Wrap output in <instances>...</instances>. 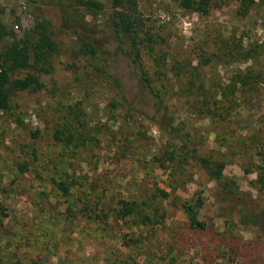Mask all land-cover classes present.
I'll return each mask as SVG.
<instances>
[{"label": "rangeland", "instance_id": "1", "mask_svg": "<svg viewBox=\"0 0 264 264\" xmlns=\"http://www.w3.org/2000/svg\"><path fill=\"white\" fill-rule=\"evenodd\" d=\"M60 1L0 0L2 20L16 38H24L34 17L42 15L51 22L55 40L49 71L38 73L43 88L17 91L10 107L0 109V264H264V233L238 221L240 208L264 210V192L251 184L260 163L255 144L264 150V75L256 95L250 98L244 88L233 115L221 120L191 119L182 94L169 97L168 108L159 110L118 45L111 1L100 0L103 10L86 15L85 21L80 11L65 12L71 14L69 22L61 17ZM238 6L239 0H221L203 13L182 7L178 0H138V13L157 34V50L167 53V67L174 58H190L208 82L215 78L226 83L247 65L264 70V57L260 62H230L212 56L218 40L231 35L244 44L264 45V2L255 1L246 15ZM183 21L190 25L185 28ZM77 30L95 39L102 56L88 59L79 53ZM204 56L211 57L207 65ZM90 61L104 63L108 76L103 81L90 73ZM144 61L149 67L148 55ZM175 88L168 86L172 94ZM70 106L80 109V120L93 136L77 148L54 138ZM170 115L182 121V135L191 137L183 138L188 148L225 162L223 172L241 186V197L223 192L191 159L177 177L151 160L167 141L155 120H169ZM57 181L68 183L69 193ZM170 182L175 190L164 201L160 227L139 229L115 217L118 199L148 198L155 188L171 190ZM174 195L180 200L203 198L199 216L205 229L188 226ZM89 196L99 198L91 208L99 214L94 219L84 211Z\"/></svg>", "mask_w": 264, "mask_h": 264}, {"label": "trees", "instance_id": "2", "mask_svg": "<svg viewBox=\"0 0 264 264\" xmlns=\"http://www.w3.org/2000/svg\"><path fill=\"white\" fill-rule=\"evenodd\" d=\"M112 13L110 15L111 25L115 37L118 39L119 47L128 55L131 62L139 72L140 80L151 94L156 108L167 109V99L176 94H182L189 105L190 118L195 115L211 117L212 120H221L233 115L236 107L239 106L240 92L245 88L250 91L249 97L256 95L258 79L264 75V70H254L253 65H247L229 75L228 81L216 82L212 78L210 82L201 72L199 65H193L190 58H174L167 67L168 55L164 51L157 50L158 36L154 30L144 21L138 13V0H110ZM180 5L187 9L208 12L211 7L221 4V0H178ZM258 0H239V12L246 15L251 6ZM264 2V0H260ZM63 11L61 17L65 22L71 20V14L65 16L70 10L80 11L85 21L86 15H95L103 10V2L100 0H61L58 3ZM3 9L0 8V109L10 107L12 97L17 91L40 90L43 88L38 73L49 71V60L55 49L51 22L44 16H35L32 26L26 31L24 38H16L11 28L2 20ZM87 32V31H86ZM78 40V51L84 58H95L102 56V52L95 39L80 31H75ZM218 50L214 55L229 60L230 62H260L264 57V45L254 42L244 44L242 38L231 35L226 39L218 40ZM148 55L149 67L145 65L144 56ZM203 64L210 63V56L203 57ZM90 73L95 78L103 81L105 65L91 63ZM28 70L24 75L13 77L15 72ZM103 79V80H102ZM113 82L118 87L119 81L114 78ZM170 84H175L176 90L168 89ZM174 86V85H173ZM129 106V103H127ZM115 106V102H112ZM134 109V108H132ZM78 110L70 106L66 120L54 132L56 140L63 141L66 145L77 148L84 146L93 140V136L86 125L80 120ZM169 120H155L162 134L167 138L166 146L162 153L155 154L151 160L157 166L169 173L183 175V167L191 160L199 164L207 173L209 178L223 192L241 197L242 189L237 181L224 174L225 162L198 154L197 150L188 148L183 138H191L189 135H182V121H176L173 115ZM198 138V136H195ZM256 152L259 153L260 163L254 171L257 176L252 179L251 184L258 192H264V150L259 142L255 144ZM262 149V151H261ZM246 172H250L246 170ZM174 178L177 181L180 178ZM62 192L69 193L70 186L64 181H57ZM171 190L155 188L148 198L133 197L120 198L118 206L113 208L115 217L125 222L130 221V226L141 229L149 225L151 228L160 227L166 216L164 201H169L173 195L175 185L169 183ZM174 205L180 207L187 218V224L191 229L203 230L206 222L200 218V210L203 206V198L199 195L180 200V196H173ZM84 202V211L89 213L90 219L98 217L97 212L91 208L98 205V196L88 197ZM171 201V200H170ZM106 215V214H104ZM109 216V215H107ZM238 221L244 226L250 225L260 229L264 233V210L262 213L245 209L238 210ZM137 243V239H135ZM136 245H139L138 243Z\"/></svg>", "mask_w": 264, "mask_h": 264}, {"label": "built area", "instance_id": "3", "mask_svg": "<svg viewBox=\"0 0 264 264\" xmlns=\"http://www.w3.org/2000/svg\"><path fill=\"white\" fill-rule=\"evenodd\" d=\"M165 17H168V16H165ZM163 18V16L161 17V19ZM168 19V18H167ZM190 22H187V21H183V25H184V27L185 28H187V26H189L190 24H189ZM18 25H16L15 27H17Z\"/></svg>", "mask_w": 264, "mask_h": 264}]
</instances>
